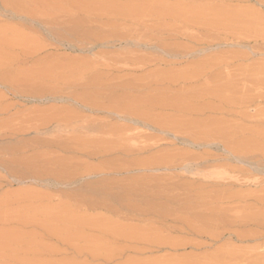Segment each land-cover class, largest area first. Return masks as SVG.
Returning a JSON list of instances; mask_svg holds the SVG:
<instances>
[{
	"label": "rangeland",
	"instance_id": "374dc122",
	"mask_svg": "<svg viewBox=\"0 0 264 264\" xmlns=\"http://www.w3.org/2000/svg\"><path fill=\"white\" fill-rule=\"evenodd\" d=\"M128 263L264 264V0H0V264Z\"/></svg>",
	"mask_w": 264,
	"mask_h": 264
},
{
	"label": "bare ground",
	"instance_id": "6f19581e",
	"mask_svg": "<svg viewBox=\"0 0 264 264\" xmlns=\"http://www.w3.org/2000/svg\"><path fill=\"white\" fill-rule=\"evenodd\" d=\"M134 263H137L136 261ZM129 264V263H128ZM153 264V263H152Z\"/></svg>",
	"mask_w": 264,
	"mask_h": 264
}]
</instances>
